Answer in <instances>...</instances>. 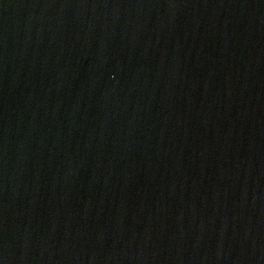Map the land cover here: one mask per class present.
Listing matches in <instances>:
<instances>
[{
    "label": "water",
    "instance_id": "water-1",
    "mask_svg": "<svg viewBox=\"0 0 264 264\" xmlns=\"http://www.w3.org/2000/svg\"><path fill=\"white\" fill-rule=\"evenodd\" d=\"M0 264H264V0H0Z\"/></svg>",
    "mask_w": 264,
    "mask_h": 264
}]
</instances>
